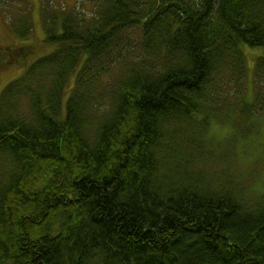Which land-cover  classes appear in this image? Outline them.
Segmentation results:
<instances>
[{"label":"trees","instance_id":"1","mask_svg":"<svg viewBox=\"0 0 264 264\" xmlns=\"http://www.w3.org/2000/svg\"><path fill=\"white\" fill-rule=\"evenodd\" d=\"M46 6L50 52L0 61L23 66L0 93V264H264V192L207 132L264 115V52L246 102L241 50L264 49V0Z\"/></svg>","mask_w":264,"mask_h":264},{"label":"rangeland","instance_id":"2","mask_svg":"<svg viewBox=\"0 0 264 264\" xmlns=\"http://www.w3.org/2000/svg\"><path fill=\"white\" fill-rule=\"evenodd\" d=\"M46 1H49L47 3ZM97 0H0V45L11 46L17 43H25L33 47L30 61L40 56L46 55L50 52L51 47L44 44V28H43V14L44 9L48 8L46 5H51L54 9L88 14V17L96 8ZM23 7L27 10L31 31L24 39L14 36L9 27L8 14H16L17 9ZM11 16V15H10ZM25 45V46H27ZM245 48V50H244ZM244 54L246 74H245V101L252 102L253 100V71L255 60L264 52L262 48H252L243 46L241 48ZM9 55V54H8ZM11 58V56H9ZM23 66L8 64L0 68V93L2 89L13 79L21 76ZM74 75H71L67 87L71 88L73 84ZM255 120V119H253ZM256 126L253 134L246 139L241 138L235 134L234 127L227 125H211L208 132V138L212 140L215 145H221L224 141L235 142L234 150L236 152V167L235 171L240 174L241 178H247L248 174L253 173L254 180H251L252 191L255 193L264 192V115H258ZM227 145V143H226ZM225 146V145H224ZM229 167V166H228ZM231 167V166H230Z\"/></svg>","mask_w":264,"mask_h":264},{"label":"flooded vegetation","instance_id":"3","mask_svg":"<svg viewBox=\"0 0 264 264\" xmlns=\"http://www.w3.org/2000/svg\"><path fill=\"white\" fill-rule=\"evenodd\" d=\"M0 51H1V52H0V61H1V60H5L4 58H2V57H3V55H4V54H3V50L1 49ZM2 67H4V64H3V66H2Z\"/></svg>","mask_w":264,"mask_h":264}]
</instances>
